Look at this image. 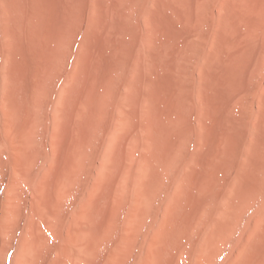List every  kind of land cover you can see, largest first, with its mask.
<instances>
[{"label":"bare ground","instance_id":"1","mask_svg":"<svg viewBox=\"0 0 264 264\" xmlns=\"http://www.w3.org/2000/svg\"><path fill=\"white\" fill-rule=\"evenodd\" d=\"M0 264H264V0H0Z\"/></svg>","mask_w":264,"mask_h":264}]
</instances>
